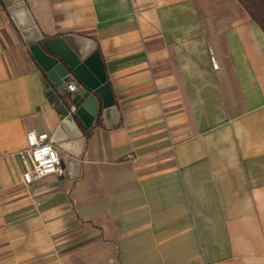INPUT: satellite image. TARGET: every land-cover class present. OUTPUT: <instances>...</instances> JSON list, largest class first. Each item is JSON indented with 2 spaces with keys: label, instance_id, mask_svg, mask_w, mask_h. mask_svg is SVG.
I'll list each match as a JSON object with an SVG mask.
<instances>
[{
  "label": "crops",
  "instance_id": "crops-1",
  "mask_svg": "<svg viewBox=\"0 0 264 264\" xmlns=\"http://www.w3.org/2000/svg\"><path fill=\"white\" fill-rule=\"evenodd\" d=\"M24 2L96 42L119 122L76 120L62 175L22 183L61 115L3 2L0 264H264V33L238 1Z\"/></svg>",
  "mask_w": 264,
  "mask_h": 264
},
{
  "label": "water",
  "instance_id": "water-1",
  "mask_svg": "<svg viewBox=\"0 0 264 264\" xmlns=\"http://www.w3.org/2000/svg\"><path fill=\"white\" fill-rule=\"evenodd\" d=\"M3 2L34 62L47 76V95L61 115L49 142L57 148L80 138L76 120L91 128L101 116L107 127H115L119 117L96 42L74 34L45 39L24 0ZM70 84H75V93L66 92ZM71 105L74 113L69 112Z\"/></svg>",
  "mask_w": 264,
  "mask_h": 264
},
{
  "label": "built area",
  "instance_id": "built-area-1",
  "mask_svg": "<svg viewBox=\"0 0 264 264\" xmlns=\"http://www.w3.org/2000/svg\"><path fill=\"white\" fill-rule=\"evenodd\" d=\"M212 68L216 70L218 64L213 57L210 58ZM75 84L66 87L67 93H75ZM69 112L74 113L75 107L70 106ZM27 147L17 153L18 158L23 162L24 170L21 174L22 183L30 186L45 177L51 175H62V163L57 148L52 145L47 133H38L35 129H28L25 134ZM133 159L132 155H127Z\"/></svg>",
  "mask_w": 264,
  "mask_h": 264
},
{
  "label": "trees",
  "instance_id": "trees-1",
  "mask_svg": "<svg viewBox=\"0 0 264 264\" xmlns=\"http://www.w3.org/2000/svg\"><path fill=\"white\" fill-rule=\"evenodd\" d=\"M237 1L242 6L244 11L247 13V15L250 17V19L254 21L264 33V0H237ZM0 5L4 7L2 0H0ZM29 55L32 58L30 53ZM40 71L42 73L43 78L45 79V82L49 84V81L45 73L41 69ZM96 126H102L100 116L97 117Z\"/></svg>",
  "mask_w": 264,
  "mask_h": 264
}]
</instances>
